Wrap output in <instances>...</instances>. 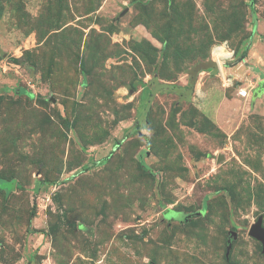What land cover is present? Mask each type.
<instances>
[{
  "label": "rangeland",
  "instance_id": "1",
  "mask_svg": "<svg viewBox=\"0 0 264 264\" xmlns=\"http://www.w3.org/2000/svg\"><path fill=\"white\" fill-rule=\"evenodd\" d=\"M258 76L264 0H0V264H264Z\"/></svg>",
  "mask_w": 264,
  "mask_h": 264
},
{
  "label": "water",
  "instance_id": "2",
  "mask_svg": "<svg viewBox=\"0 0 264 264\" xmlns=\"http://www.w3.org/2000/svg\"><path fill=\"white\" fill-rule=\"evenodd\" d=\"M213 66H215V68H217V66L215 64ZM249 233L251 236H253L254 238L261 241V243L263 244V251H264V226H263V217L262 216L259 217V219L251 225ZM235 234L236 233H234L233 236H235ZM230 248H231V243L228 246L229 251H230Z\"/></svg>",
  "mask_w": 264,
  "mask_h": 264
},
{
  "label": "trees",
  "instance_id": "3",
  "mask_svg": "<svg viewBox=\"0 0 264 264\" xmlns=\"http://www.w3.org/2000/svg\"><path fill=\"white\" fill-rule=\"evenodd\" d=\"M211 64V63H210ZM210 64H206V65H204V66H202L201 68H207V69H210ZM212 65H213V63H212ZM171 90H173L172 88H171ZM108 158V157H107ZM15 185H16V183H15V181H5V180H0V189L1 190H6L7 192H10V191H12L13 189H14V187H15ZM18 186H19V184H17Z\"/></svg>",
  "mask_w": 264,
  "mask_h": 264
},
{
  "label": "built area",
  "instance_id": "4",
  "mask_svg": "<svg viewBox=\"0 0 264 264\" xmlns=\"http://www.w3.org/2000/svg\"><path fill=\"white\" fill-rule=\"evenodd\" d=\"M240 97L247 98L250 96V89L248 86L242 87L237 91Z\"/></svg>",
  "mask_w": 264,
  "mask_h": 264
},
{
  "label": "crops",
  "instance_id": "5",
  "mask_svg": "<svg viewBox=\"0 0 264 264\" xmlns=\"http://www.w3.org/2000/svg\"><path fill=\"white\" fill-rule=\"evenodd\" d=\"M261 76V75H260ZM260 76H258V79L256 80V83H254V81H253V83L252 84H254V86H255V88H257V85L258 84H261L262 82H264V76L263 77H260ZM259 86V85H258ZM238 96V95H237ZM240 97V96H239ZM243 98V97H242ZM258 99H260L259 97L258 98H256V104H257V101H258Z\"/></svg>",
  "mask_w": 264,
  "mask_h": 264
},
{
  "label": "bare ground",
  "instance_id": "6",
  "mask_svg": "<svg viewBox=\"0 0 264 264\" xmlns=\"http://www.w3.org/2000/svg\"><path fill=\"white\" fill-rule=\"evenodd\" d=\"M213 54H214V53H213ZM216 57H217V59H222V58L218 57L217 55H216ZM227 59H228V57H227ZM227 59H225V60H227ZM225 60H224V61H225Z\"/></svg>",
  "mask_w": 264,
  "mask_h": 264
}]
</instances>
